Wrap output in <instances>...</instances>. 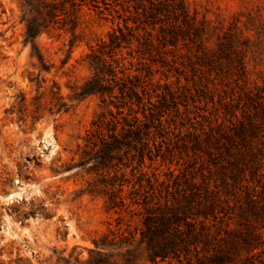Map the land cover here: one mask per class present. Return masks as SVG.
Listing matches in <instances>:
<instances>
[{
    "label": "rangeland",
    "instance_id": "obj_1",
    "mask_svg": "<svg viewBox=\"0 0 264 264\" xmlns=\"http://www.w3.org/2000/svg\"><path fill=\"white\" fill-rule=\"evenodd\" d=\"M185 2L190 21L171 17L163 32L160 23L145 24L133 2L83 0L72 28L37 37L42 67L24 44L22 0H0V264H75L94 243H111L102 252L123 264L122 242L138 237L143 196L156 200L172 191L170 171L175 176L192 157L183 146L190 134L227 121L223 105L243 83L237 61L245 66L246 87L262 84L264 0ZM118 27L130 39L121 51L125 72L137 77L144 108L148 97L157 106L149 142L154 160L140 164L135 140L136 150L119 152L102 176L92 163L81 166L80 153L105 108L97 95L72 97L91 76L90 49ZM55 94L68 104L66 112H56ZM132 102L131 115L142 120V104ZM141 171L152 190L145 180L137 183Z\"/></svg>",
    "mask_w": 264,
    "mask_h": 264
},
{
    "label": "trees",
    "instance_id": "obj_2",
    "mask_svg": "<svg viewBox=\"0 0 264 264\" xmlns=\"http://www.w3.org/2000/svg\"><path fill=\"white\" fill-rule=\"evenodd\" d=\"M82 2L22 0L24 44L31 46V57H36L42 67L37 37L51 29L72 28ZM129 2L141 11L145 24L160 23L163 32L167 29L163 23L171 17L183 23L191 19L185 0H124ZM124 29L128 30L126 24ZM124 42L129 45L130 39L118 27L107 40L90 49L87 60L91 76L72 97L78 101L97 95L105 108L106 114L92 123L80 153L81 166L92 163L91 170L102 176L109 175L119 152L136 150L135 140L141 145L137 153L140 164L145 158L154 160L149 142L154 138L150 129L155 128L152 124L158 115L151 107L157 106L148 97V107L144 108L146 102L138 97V85L133 83L137 77L125 72L121 54ZM236 67L238 80L243 83L237 85V95L223 105L227 121L209 132L201 129L190 134L192 140L183 146L189 148L192 157L175 176L170 171L172 191L166 189V195L156 200L153 194L143 196L138 237L130 234L122 242L123 264H138L142 259L150 264H264V79L261 85L248 88L241 59ZM139 86L146 91L145 85ZM132 97L143 106L142 120L131 115ZM52 100L57 113L69 109L56 94ZM124 106L128 107L127 115ZM153 179L157 182L156 177ZM143 180L152 190L154 184L141 171L137 181L140 187ZM109 244L94 243L89 257L76 258L75 264H112L111 254L102 252Z\"/></svg>",
    "mask_w": 264,
    "mask_h": 264
}]
</instances>
